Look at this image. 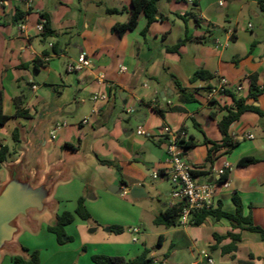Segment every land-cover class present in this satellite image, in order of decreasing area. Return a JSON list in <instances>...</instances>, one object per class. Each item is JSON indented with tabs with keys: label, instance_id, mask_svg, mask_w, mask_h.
I'll list each match as a JSON object with an SVG mask.
<instances>
[{
	"label": "crops",
	"instance_id": "1",
	"mask_svg": "<svg viewBox=\"0 0 264 264\" xmlns=\"http://www.w3.org/2000/svg\"><path fill=\"white\" fill-rule=\"evenodd\" d=\"M1 1L0 92L3 111L10 119L0 126V148L7 146L10 155L0 168L5 171L0 175V192L11 176L27 177L34 190L42 188L45 207L42 211L30 209L5 224L4 228L13 233L0 250V264H14L13 258L23 255L20 240L25 227L33 233L40 230L38 220L32 217L35 211L49 209L57 215L65 212L61 204H78L85 197V184L75 175L92 156L98 160L99 172L91 175L89 187L99 174H106L112 179L107 186L119 187L115 194L123 198L131 195L134 187L142 192L139 197L131 195L135 199L145 196L147 188L161 195L159 185L172 183L165 176L153 178V173L167 169L171 138L162 134L165 126L176 134L184 129V138L193 137L198 143L194 150H181L196 173L217 176V169L230 164L229 183L219 191L217 202H222L224 211L234 213L232 198L239 194L245 214L251 212L254 223L264 228V119L255 113L242 115L230 128V136L239 145L230 153L219 149L212 164L206 159L212 144L222 143L218 121L226 114L225 108L233 105L234 96L246 97L253 79L264 85V0H225L224 7H219L217 0H160L157 21L147 28L148 20L142 13L135 29L122 35L114 27L128 23L133 0ZM43 16L52 30L48 37L39 30ZM83 53L91 67L68 72V64ZM199 69L213 78L191 82ZM221 78L229 82L227 93L211 96ZM177 82L194 95L195 102L180 101ZM169 91L173 92L170 96ZM96 95H107L108 100L95 101ZM259 106L264 111V95L259 97ZM17 108L27 111L29 117H16ZM158 110H164V116ZM85 119L87 123H83ZM58 124L65 125L52 138ZM140 126L150 136L137 135ZM245 134L254 135V139H242ZM204 138L211 144H205ZM248 156L260 162L238 168V162ZM101 161L114 162L119 170ZM209 166L213 168L208 170ZM152 179L156 183L150 186ZM197 179L207 182L202 175ZM172 189L166 194L163 209L175 204ZM107 190L101 192L106 194ZM96 200L91 197L85 203ZM198 227L203 231L200 237L187 233L181 240V236H174L164 259L153 250L150 256L157 264H168L179 249L187 247L196 258L190 264H199L206 255L214 264H264L260 259L264 258V242L259 235L233 229L228 221L213 217ZM229 232L242 236L234 259L223 253L230 239L218 243L214 237ZM163 240L161 248L166 238ZM136 246L118 243L103 254L132 259L144 250H134ZM78 253L59 248L54 254L40 255L41 264L53 260L59 264H93L95 254L77 262ZM215 255L220 256L219 261Z\"/></svg>",
	"mask_w": 264,
	"mask_h": 264
},
{
	"label": "trees",
	"instance_id": "2",
	"mask_svg": "<svg viewBox=\"0 0 264 264\" xmlns=\"http://www.w3.org/2000/svg\"><path fill=\"white\" fill-rule=\"evenodd\" d=\"M160 0H133L132 1V10L130 13V19L128 23L123 25H117L114 27V31L122 35L128 30H133L137 26V22L139 16L143 13L148 20L147 28L157 21L159 17L158 13V2ZM263 1V0H261ZM117 10H109V12L113 13ZM43 25L44 31L43 36L48 37L52 34V30L50 28L49 20L46 16H43ZM169 51L175 52L176 48H168ZM38 61H35L36 67H38ZM213 78L209 72L199 69L197 70L190 78L191 82H194L198 79L209 81ZM177 89L180 101L183 103H193L196 101L193 94L189 93L186 89L182 88V86L177 82ZM264 95V85H258L256 80H252L251 88L249 94L246 97H235L234 103L230 107H226V114L223 116L221 120L218 121V128L223 136V140L221 144H212V147L208 150L207 161L208 163H213V154L216 153L219 149H226L227 153H230L233 149H235L239 145L238 140H234L230 136V128L231 126L237 122L242 115L245 113H255L260 118L264 119V111L259 106V97ZM250 101V102H249ZM258 104V105H256ZM18 107V106H17ZM158 113L161 116H164V110H158ZM16 117L28 118V112L24 110H20L17 108ZM214 117V115H212ZM10 117L7 116L3 111V96L0 92V126H4L9 121ZM185 130L182 129L177 133L178 144L182 150L191 151L198 147V143L195 141L193 137L188 140L184 138ZM15 141H18L16 138V134L13 135ZM150 138V137H149ZM205 144H211V141L204 138ZM10 155V149L7 146H3L0 148V168L3 163L7 161ZM260 160L253 156H248L242 158L238 164V168L248 167L250 165L259 163ZM102 164L107 165L109 167H115L119 170L117 164L111 161H101ZM164 170H159V175L164 176ZM231 172L226 170L223 174L214 176L212 173L207 172L204 174L195 173V176H204L206 181L214 186V191L216 195H218L219 191L222 190L230 180ZM233 203L236 207V211L234 213L227 212L223 210L222 202H217V207L211 210H200L193 213L190 226H200L202 225L208 217H213L217 220H226L230 223L233 229H240L241 232L247 231L250 233H255L259 235L261 241L264 242V228L256 225L253 221V216L251 212L247 215L245 214V208L242 203V200L239 194L235 193L233 198ZM86 198L81 197L78 201L77 207L74 212L65 211L62 214L58 215L56 222L53 225L48 226V230L55 234L59 243H64L65 241H69L70 237L64 238L65 235V227L72 224L75 219L78 217L83 221H88L92 218L90 212L86 207ZM186 207L185 202H177L172 204L171 206L165 207L162 209L159 214L154 219L155 225L164 226L166 228L178 227L180 226L179 219L182 210ZM251 209V207H250ZM111 231L121 234L123 232V227L118 225H112ZM216 241L219 243L225 239H230V244L223 247V253L225 255H231L232 259L235 258L234 253L238 250L237 245L242 241L241 233H227L225 236L214 235ZM163 235L159 238V246L162 245ZM27 252L28 250L24 248ZM152 250L145 248L143 252L132 259H127L123 256H111L105 254H95L92 256V261L94 264H157L150 256ZM264 260V258H260ZM14 264H41L40 252L38 250H34L30 252L28 255H18L13 258Z\"/></svg>",
	"mask_w": 264,
	"mask_h": 264
},
{
	"label": "rangeland",
	"instance_id": "3",
	"mask_svg": "<svg viewBox=\"0 0 264 264\" xmlns=\"http://www.w3.org/2000/svg\"><path fill=\"white\" fill-rule=\"evenodd\" d=\"M253 23L256 24L255 21ZM255 29L256 31L258 30L257 25H255ZM125 126L127 128L130 127L127 123ZM190 126L193 129L192 123ZM194 132L197 134V131ZM4 172L5 171L0 170V175H3ZM98 172V160L95 156H92L81 166L80 170L75 175V179L85 184L83 194L86 199L89 200L91 197L97 198L96 201H91L89 204H86L92 218L88 221H83L77 217L76 220L65 227L64 230L65 235L63 239L70 237V240L59 243L56 235L51 233L47 227L53 225L58 215L62 212L54 215L49 209H46L43 213L35 211L32 217L38 220L41 228L38 232L33 233L25 227V231L20 240L23 246L21 250L23 255H28L34 250H38L42 257L48 254H54L56 251H59V248L63 251L79 250L76 256V261L78 262L89 254H103L104 250H109L112 248L111 246L118 243L122 245L129 243L134 244V246L137 245L134 247V250L137 248H139V250L148 248L155 251L159 258L164 259V254L169 251L170 241H172L174 236H181L180 239L183 240V236L187 233L192 237H200L201 234H203L202 228L197 226H178L166 229L163 226L155 225L154 219L159 214V211L163 209L164 203H167L168 196L166 194L168 190L173 187V183L167 181L159 185L158 190L161 195H158L155 189L147 188L145 196L141 199H135L131 195L123 198L122 194H113L110 191V186H107V183L112 179L109 175L99 174V178L95 184L91 187L88 186V180L91 175L93 173L98 174ZM155 183L156 181L154 179L148 181L150 186ZM106 189H108L107 193L103 194L102 192ZM61 205L62 211L74 212L77 204ZM114 223L123 227L124 235L121 233L123 236L113 231H108V228ZM24 224L25 226L28 225L25 222ZM135 228L140 229L141 234L134 233L133 230ZM161 235L166 238L163 248L159 246V238ZM135 239L138 242L135 243L133 241ZM175 239L177 240V238ZM83 247H85V249H83ZM24 248L28 251L26 252ZM214 257L216 261H219V255H215ZM178 261L190 264L192 261H196V258H192L188 248L183 247L176 252L172 260L168 261V264H178ZM92 263L94 264V262ZM50 264H59V261L53 260Z\"/></svg>",
	"mask_w": 264,
	"mask_h": 264
},
{
	"label": "built area",
	"instance_id": "4",
	"mask_svg": "<svg viewBox=\"0 0 264 264\" xmlns=\"http://www.w3.org/2000/svg\"><path fill=\"white\" fill-rule=\"evenodd\" d=\"M28 4L32 3V0H24ZM0 4H4V1H1ZM219 7H224L225 0H217ZM251 27V24L249 25ZM41 32L44 31V25L39 26ZM91 67V61L86 54H81L78 59L74 62H71L67 66V71L71 73H77L88 69ZM229 82L226 78H221L219 85L214 88L211 92V96L215 94H225L227 93ZM36 89V87H34ZM238 91L242 90V87L237 88ZM94 100H108L107 95H96ZM131 112V109L128 110V113ZM88 120L85 119L83 123H87ZM65 124H58L53 131L51 132V137L56 138V131L63 127ZM136 134L139 136H150L142 126L136 130ZM162 134L164 136H169L171 138L170 145L168 148V160H167V169L164 171L165 177L171 180L173 183V189L171 191L172 200L177 202H185L186 207L182 210L180 214L179 223L180 226L187 227L190 226L191 218L193 213L200 210H211L217 207V195L214 191V186L208 182L201 183L198 181L195 173L197 169L182 155L181 148L178 144L177 134L172 131L169 126L162 128ZM184 135V134H183ZM242 139L251 140L254 139V135L245 134ZM213 167L209 166L207 169L211 170ZM230 164L226 163L225 166L221 169L216 170V175L223 174L226 170H229ZM159 173H153V178L157 179ZM136 234H141L140 229L135 228L133 230ZM135 241H137L135 239ZM207 264H214V259L210 256H205V259L201 260L199 264L203 262ZM157 263V262H156Z\"/></svg>",
	"mask_w": 264,
	"mask_h": 264
},
{
	"label": "water",
	"instance_id": "5",
	"mask_svg": "<svg viewBox=\"0 0 264 264\" xmlns=\"http://www.w3.org/2000/svg\"><path fill=\"white\" fill-rule=\"evenodd\" d=\"M172 94V91L168 92L169 96ZM162 96L165 98V93H162ZM29 180L27 177L21 178L13 175L10 182L0 192V250L5 248V243L10 240L13 233V230L10 232L4 228L5 224L9 222L11 224L15 217L20 214L26 215L30 209L42 211L45 207L42 188L34 190ZM110 191L114 194L119 193L120 188L112 186ZM130 193L133 197H139L142 192L134 187L130 190ZM108 231H110V228H108Z\"/></svg>",
	"mask_w": 264,
	"mask_h": 264
}]
</instances>
